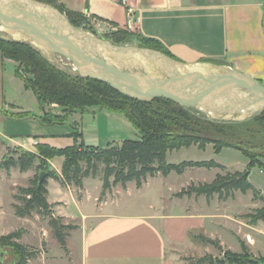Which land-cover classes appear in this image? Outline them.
I'll return each mask as SVG.
<instances>
[{
    "label": "crops",
    "instance_id": "crops-1",
    "mask_svg": "<svg viewBox=\"0 0 264 264\" xmlns=\"http://www.w3.org/2000/svg\"><path fill=\"white\" fill-rule=\"evenodd\" d=\"M57 1L83 13L98 32L125 29L158 40L181 63L213 71L216 67L212 62H216L218 64L214 65L250 75L264 85V0H127L126 4L122 0ZM129 9L134 12L132 17L128 16ZM1 30L0 35L5 34ZM7 33L20 38L15 33ZM7 64L17 67L15 62L0 56V162L9 151L22 149L36 153L39 144L60 149L40 141L38 135L19 132L17 122L20 119L12 114L24 112L14 104V98L5 88L7 81L15 84L17 78L16 74L7 73ZM71 145L73 143L68 146ZM63 161V158L50 161L51 170L61 174ZM34 171L35 168L33 174ZM29 172L32 169L26 172L16 167L0 170V189L6 187L10 193V214L25 224L32 217L16 216L14 196L19 187H26L21 184V174ZM260 173L264 174V170L260 169ZM161 178L167 179L161 175L148 178L141 188L133 183L127 184L126 188L117 185L101 202L103 182L98 177L86 178L82 190L74 186L63 187L49 179L48 202L53 211L63 217L66 224L78 227L68 238L67 252L53 239L46 251L28 243L26 237L30 236V231L23 223L1 237L24 230L19 243L40 251L29 264H185L181 260L184 256L216 258L223 255L222 251L242 254L245 249L256 258L264 259V220L252 223L245 217L264 207V202L255 200L251 191L246 194L235 192L226 200L215 195L206 204L204 212L197 206L189 212H174L165 207L166 201H161L162 206H156L150 201L140 205L121 200L123 195L129 196L133 186L143 193L152 182ZM90 182L95 185L94 194L89 193ZM258 190L264 197V188ZM53 192H56L54 198ZM66 194L78 205L80 218L65 214ZM199 198L207 200L205 196ZM2 209L0 199L1 221L5 217ZM202 237L219 243L222 251L217 253L215 246L204 243ZM51 245L59 248L57 254L52 255Z\"/></svg>",
    "mask_w": 264,
    "mask_h": 264
},
{
    "label": "trees",
    "instance_id": "trees-1",
    "mask_svg": "<svg viewBox=\"0 0 264 264\" xmlns=\"http://www.w3.org/2000/svg\"><path fill=\"white\" fill-rule=\"evenodd\" d=\"M57 8L65 14L76 28L99 35L88 18L80 12L73 11L57 0H37ZM102 39L116 45L136 42L140 47L159 51L168 57H175L158 40L134 34L125 29L105 33ZM0 53L3 59L17 64L16 76L24 82L26 90L32 91L45 111L43 121L51 124H62L77 112H85L95 106L103 107L112 113L123 115L139 132L138 139H128L121 145L109 144L106 148L87 145L81 140L83 134L76 131L71 134L73 145L55 148L47 144L37 145V152L30 153L22 149L9 151L0 162V170L13 167L26 172L35 168V178L28 187H19L14 196L15 214L19 218H30L39 214L48 219L49 227L59 246L67 252V241L77 226L66 224L64 218L56 216L53 206L48 202V180L54 179L61 186H74L80 190L86 178L99 177V165L105 166L102 182L101 199L114 186L127 187L135 182L141 188L148 178L158 175L168 177L172 173L183 175L187 169L226 167L215 160L203 162H182L170 164L167 154L198 145L200 148L214 144L216 154L224 149H235L249 159L245 171L218 174L211 183L190 185L181 191L182 196H205L210 200L218 195L221 200L230 198L235 192L246 194L251 191L255 200L264 202L262 193L250 182L249 177L254 167L264 168L258 161L256 150H264V113L241 123H217L197 116L174 101L157 98L144 102L127 97L110 85L95 79L70 75L50 64L30 46L0 40ZM213 64H218L212 62ZM46 107L60 108L61 115L47 112ZM17 119L29 117L28 113L12 114ZM14 155H17L15 158ZM63 158L61 174L51 170L50 161ZM39 163L36 166V163ZM46 173L40 181L41 173ZM114 179L113 182L111 179ZM252 223L264 220V207L248 215ZM24 234L18 230L0 238V264H5L7 251H11L13 260L10 264H29L36 259L40 251L19 243ZM204 243L219 244L202 237ZM225 259L214 262L212 257L197 259L192 264H264L263 258H256L246 249L242 254L225 252ZM211 258V262L208 260Z\"/></svg>",
    "mask_w": 264,
    "mask_h": 264
},
{
    "label": "water",
    "instance_id": "water-1",
    "mask_svg": "<svg viewBox=\"0 0 264 264\" xmlns=\"http://www.w3.org/2000/svg\"><path fill=\"white\" fill-rule=\"evenodd\" d=\"M0 29L5 32L0 40L28 45L54 67L102 81L132 99H168L217 123H241L264 113V85L250 75L214 64L209 71L159 51L113 44L76 28L57 8L37 0H0Z\"/></svg>",
    "mask_w": 264,
    "mask_h": 264
},
{
    "label": "rangeland",
    "instance_id": "rangeland-1",
    "mask_svg": "<svg viewBox=\"0 0 264 264\" xmlns=\"http://www.w3.org/2000/svg\"><path fill=\"white\" fill-rule=\"evenodd\" d=\"M98 33L99 35L95 36L99 38H101L102 35H105V33ZM120 46H135L142 48L136 42L133 41L131 43ZM58 59L65 66L69 68L71 67V64L68 60L64 58ZM5 67L8 74L10 73L12 75H15L16 67L14 65L7 64ZM14 83L15 84L8 83L7 81L5 88L9 92V94L14 98V104L20 106L22 112L29 114V117L20 119L17 122L19 132L22 134H33V136L38 135L40 136V138H38L40 141L49 143L52 146L60 148L66 147L70 143L74 142L73 138L71 137V134L76 131H80L83 134L81 140L84 141L87 145H92L99 148H105L109 143L121 145L125 140L138 139L140 137L139 132L123 115L118 113H112L109 110L100 106L91 107L85 112L73 113L62 124H51L45 122L43 121L45 111L37 101V98L35 97L34 93L32 91L24 89L23 81L19 77L16 78ZM45 110L55 115H61L62 113L61 109L57 107H46ZM256 151L257 152L255 153L260 155L258 161H260L264 165V150L260 148ZM210 160H215L217 163L228 167L226 168V171L230 172L245 171L248 167V164L250 163L249 159L246 158L239 150L224 149L221 151V153L216 154V147L214 144H208L204 148H200L198 145H193L190 148H183L179 151H173L167 154V162L170 164H180L182 162H203ZM55 166L56 168H59V165L57 163ZM104 169L105 166L103 164H100L98 178L102 179ZM260 169L264 170V168H260L257 166L252 168L249 177L250 182L253 185L257 186V188L259 187L258 189H260L261 187L264 188V174L260 173ZM226 171H223L218 168H214L211 170L205 168H191L187 169L183 175L172 173L170 177H166L167 179L165 181L161 178L157 181L152 182L149 188L143 193L136 191L133 186V190L129 194V196H127V194L123 195L121 200L124 203H135L140 205L146 203L147 201H150L153 202L156 206H162L161 203L166 201L165 207L169 208V210L174 212H180L184 210L189 212L190 209L195 206H197V209L202 210L204 212L206 204L209 203L210 200H206L205 198L200 199L199 197H196L194 195L190 197H178V194L181 193V191H183L184 189H187L192 184L200 185L205 183H211L218 174H223ZM34 173L35 174H33L32 169V172L21 174V184L28 187L30 185V182L35 178L37 171L35 170ZM113 180L114 179L112 178L111 181L113 182ZM131 183H133V185H136L135 182ZM118 186L122 188L121 185ZM115 187L117 186H114V188ZM121 188H119L118 191H120ZM112 190L113 188L108 193H113ZM94 192L95 185L90 182L89 193L94 194ZM54 197H56V192H53V198ZM64 198L66 200L68 199L67 206L64 209L65 214L74 219L80 218V209L78 205L70 200L68 194H66ZM0 199L2 200L3 207L2 214L5 215L3 221L0 220V237L9 232L8 230L11 231L15 228H18V226L23 223L27 226L30 231V236L28 235V237H26L28 243L33 244L34 246H39L42 248L43 251H46L52 239L56 241L49 227L47 218H44L39 214H34L32 220H29L25 224L24 222L20 221V219L10 214V193L6 187L0 189ZM99 201H103V199H101V195ZM171 202L174 203L176 206ZM253 213H255V211H253ZM42 236L44 239L43 241H41ZM214 246L216 249L215 251L217 253H219V250L222 251L220 245L219 247H217V245ZM51 247L52 255L57 254L59 248L54 247V245H51ZM222 253L223 255L221 254L220 257H212L213 261L216 262L224 260L225 252L222 251ZM197 259H199V257L196 255L184 256L181 260H183L185 264H192ZM12 260L13 256L11 254V251H7L5 264H10ZM208 261L211 262V258ZM59 264L66 263L63 262Z\"/></svg>",
    "mask_w": 264,
    "mask_h": 264
},
{
    "label": "built area",
    "instance_id": "built-area-1",
    "mask_svg": "<svg viewBox=\"0 0 264 264\" xmlns=\"http://www.w3.org/2000/svg\"><path fill=\"white\" fill-rule=\"evenodd\" d=\"M122 2H123V4H126L127 0H122ZM133 14H134L133 10L132 9H129L128 10V16L129 17H132ZM132 26H133L132 23H130V28H132Z\"/></svg>",
    "mask_w": 264,
    "mask_h": 264
},
{
    "label": "bare ground",
    "instance_id": "bare-ground-1",
    "mask_svg": "<svg viewBox=\"0 0 264 264\" xmlns=\"http://www.w3.org/2000/svg\"><path fill=\"white\" fill-rule=\"evenodd\" d=\"M231 69V68H230Z\"/></svg>",
    "mask_w": 264,
    "mask_h": 264
}]
</instances>
